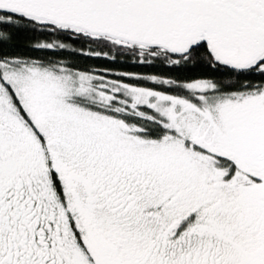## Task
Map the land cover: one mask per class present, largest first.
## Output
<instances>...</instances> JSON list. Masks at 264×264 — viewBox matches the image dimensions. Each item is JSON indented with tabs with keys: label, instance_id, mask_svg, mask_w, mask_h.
<instances>
[{
	"label": "snow or ice",
	"instance_id": "obj_1",
	"mask_svg": "<svg viewBox=\"0 0 264 264\" xmlns=\"http://www.w3.org/2000/svg\"><path fill=\"white\" fill-rule=\"evenodd\" d=\"M0 264H264V0H0Z\"/></svg>",
	"mask_w": 264,
	"mask_h": 264
},
{
	"label": "trees",
	"instance_id": "obj_2",
	"mask_svg": "<svg viewBox=\"0 0 264 264\" xmlns=\"http://www.w3.org/2000/svg\"><path fill=\"white\" fill-rule=\"evenodd\" d=\"M27 39V37H20V43H24V41Z\"/></svg>",
	"mask_w": 264,
	"mask_h": 264
}]
</instances>
